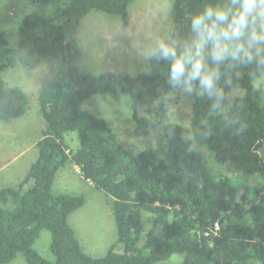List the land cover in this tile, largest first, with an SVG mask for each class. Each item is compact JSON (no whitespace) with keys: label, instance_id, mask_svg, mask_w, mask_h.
Listing matches in <instances>:
<instances>
[{"label":"trees","instance_id":"obj_1","mask_svg":"<svg viewBox=\"0 0 264 264\" xmlns=\"http://www.w3.org/2000/svg\"><path fill=\"white\" fill-rule=\"evenodd\" d=\"M31 1L52 5L58 0ZM133 1L68 0L52 17L27 15L15 47L0 28V122L21 118L30 108L28 94L8 88L2 72L58 63L38 95L45 122L38 159L19 184L0 191V264H11L19 254L28 264H163L175 254L184 255L182 264H264V88L255 84L264 74L255 64L216 65L206 56L208 67L220 72L223 99L213 109L215 98L191 92L192 139L183 138L180 125H166L161 154H131L108 123L86 107L94 97H129L134 132L146 137L163 124L171 94L183 90L168 84L169 62L151 56L136 76L92 75L80 68L82 21L97 12L119 17L128 27ZM225 2L174 0V29L167 41L190 40L191 16L206 4ZM72 132L80 139L76 151L65 143ZM206 154L221 172L209 166ZM68 164L111 199L117 240L104 257L85 253L69 221L84 207V196L53 192L57 173ZM226 169L238 178L224 175ZM143 213L153 221L139 247ZM43 230L52 235L53 261L34 247Z\"/></svg>","mask_w":264,"mask_h":264},{"label":"rangeland","instance_id":"obj_2","mask_svg":"<svg viewBox=\"0 0 264 264\" xmlns=\"http://www.w3.org/2000/svg\"><path fill=\"white\" fill-rule=\"evenodd\" d=\"M67 2L68 0H58L52 5H42L34 3L31 0H0V28L6 33L9 46H17L19 27L27 15L37 14L49 18L59 8L64 7ZM173 11L174 0H134L129 7V13L134 27L132 31L136 34L139 33L140 44H142L141 49L137 53L139 59L130 60L129 62L123 61L120 64L116 63L110 68H104L99 71L94 67H87L89 70L85 67L84 70L89 74L96 75L109 71L123 75H139L147 67L150 53L155 49L156 42L161 39L167 41L171 37L174 29ZM92 15H99L100 18L97 20L96 18H90V20L84 22L81 35L84 31L100 26L105 22L113 20L121 23V18L119 17L97 12L92 13ZM92 20H95L93 27L90 26L91 22H89ZM96 43L100 44V42L93 39L84 44V50L87 52V58L84 60L86 66L94 64L93 54L98 47L93 44ZM92 46L94 47L92 48ZM57 65V62H51L36 69L18 67L2 72L3 81L8 88L19 87L28 94L31 110L26 117L18 120L20 124L12 125L8 128L6 134L3 135L8 140L6 146L9 148L4 151L5 156L16 150V147L19 145L21 132H24L27 128L32 127L37 130L40 127V136L42 135L45 122L37 113L39 107L38 95L40 89L51 79ZM255 84L258 87L264 88V76L258 79ZM192 105V93L181 89L175 90L168 99L167 115L163 124L157 125L149 136L138 137L134 132L135 124L133 121L132 102L129 97L113 98L110 96H100L86 102V107L97 117L108 123L111 130L131 154L144 151H154L161 154L166 145L163 134V129L166 125H180L183 128V138L191 140ZM152 119L154 120V118ZM33 136L35 137V133ZM65 143L72 151L80 148V139L75 132L65 135ZM2 145L4 146V143ZM32 157L33 153H30L11 167L9 172L14 173L23 162L27 164L28 160ZM206 160L214 171L221 172L218 171L219 168L215 165L213 157L210 154H206ZM223 172L228 177L238 178V174L230 170L226 169ZM18 175L19 172L15 173L12 176V180L15 181ZM53 192L55 194L84 196L85 205L71 216V224L85 253L95 258L104 257L109 247L117 240L111 199L101 191L94 192V188L81 179V176L72 164H68L57 173ZM142 218L145 233L139 241V247L143 246L146 231L149 230L153 221L152 215L148 213H143ZM51 242V233L48 230H43L34 246L38 253L49 261H53L50 251ZM119 251H124L123 246L119 247ZM183 260L184 255L175 254L163 264H182ZM11 264L28 263L24 256L19 254ZM248 264L261 263L257 260H250Z\"/></svg>","mask_w":264,"mask_h":264},{"label":"clouds","instance_id":"obj_3","mask_svg":"<svg viewBox=\"0 0 264 264\" xmlns=\"http://www.w3.org/2000/svg\"><path fill=\"white\" fill-rule=\"evenodd\" d=\"M191 39L156 42L150 53L169 62L168 84L185 92L215 98L219 107L223 92L217 84L220 72L208 67L205 57L220 65L226 61L253 65L264 74V0H226L224 4H206L190 18ZM198 85V89L196 86ZM166 98V97H165Z\"/></svg>","mask_w":264,"mask_h":264},{"label":"crops","instance_id":"obj_4","mask_svg":"<svg viewBox=\"0 0 264 264\" xmlns=\"http://www.w3.org/2000/svg\"><path fill=\"white\" fill-rule=\"evenodd\" d=\"M90 18H96L97 20L100 17L99 15L90 14L82 21L78 33L81 46L84 50V44L90 42L93 39L97 42H100V44L99 43L93 44L96 47H98V49L93 54L94 64L92 65H88V66L85 65L84 60H86L87 58V52L84 50L85 57L79 65L80 68L83 70V72L87 73L84 70L85 67L88 70L90 67H94L96 70L99 71L104 68H110L112 67L113 64L116 63L120 64L123 63V61L129 62L130 60L139 59V55H137V53L139 49H141L142 44H140L139 33L136 34L135 32L132 31L134 29L132 24V17H131L130 25L128 27H124L122 23L112 20L109 22H105L100 26L90 28L87 31H84V33L81 35L82 28L85 24L84 22H87V20H90ZM89 22H91L90 25L91 27L95 25V20ZM89 35L91 36L89 37ZM93 47L94 46H92V48ZM114 67L116 66L114 65ZM92 75H96V74H92ZM30 111L31 110L29 108L27 113L21 118L0 122V191L2 189L14 187L17 184H19L27 174L31 165L38 159L37 145L42 138V135L40 136V127L39 129L37 128V130L33 129L32 127L27 128L24 132H21L19 145L16 147V150L6 156L4 153V151L9 148H7L6 146L8 140L3 135L6 134V131L12 125L20 124L18 120H22V118L26 117ZM37 113L38 115H40L39 107L37 109ZM44 130H45V124H44ZM34 133H35V137L33 136ZM3 143L4 146L2 145ZM30 153H33V157L28 160L27 164H24L23 162L14 173L9 172L11 167H13L18 161L24 159ZM73 167L80 175L79 168L75 165H73ZM18 172L19 175L17 176L16 180L15 181L12 180V176ZM87 183L90 187L93 188V186L89 182ZM96 191L98 190L94 189V192ZM71 216L69 219L70 224H71Z\"/></svg>","mask_w":264,"mask_h":264}]
</instances>
